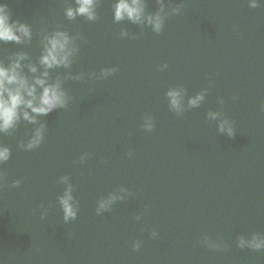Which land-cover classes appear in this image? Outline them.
I'll use <instances>...</instances> for the list:
<instances>
[{
	"label": "water",
	"instance_id": "obj_1",
	"mask_svg": "<svg viewBox=\"0 0 264 264\" xmlns=\"http://www.w3.org/2000/svg\"><path fill=\"white\" fill-rule=\"evenodd\" d=\"M3 2L33 33L27 43L0 41L6 65L18 52L39 65L43 37L55 30L75 37L79 51L71 67L49 70L70 100L38 118L42 145L19 147L39 124L0 134L12 149L0 184V264H264V250L238 247L241 234L264 236V4L164 0L156 32L147 21L117 22L116 0H98L95 21L67 18L76 0ZM145 3L146 14L160 11L158 0ZM173 88L183 90L179 117ZM209 113L233 119L236 136L220 134ZM69 184L79 213L66 222L59 197ZM113 193L123 199L97 215ZM205 234L224 247L209 249Z\"/></svg>",
	"mask_w": 264,
	"mask_h": 264
},
{
	"label": "clouds",
	"instance_id": "obj_2",
	"mask_svg": "<svg viewBox=\"0 0 264 264\" xmlns=\"http://www.w3.org/2000/svg\"><path fill=\"white\" fill-rule=\"evenodd\" d=\"M97 3L98 0H76V7H68L65 14L69 19H75L77 16H84L90 21L97 19ZM160 11L156 13L146 14L145 0H116L114 4V18L117 22L122 20H130L133 23L143 24L145 21L153 27V30L160 32L164 26V18L161 13L164 11V0H158ZM264 4V0H250L249 7L258 8ZM185 5L179 4L175 9L178 15L182 14ZM32 27L28 23H23L20 20H13L9 10V5L3 0H0V41L15 42L22 44L30 42L32 39ZM127 35V33H123ZM75 37H72L67 31L55 30L44 35L42 44L43 52L39 57V65L29 63L28 65L22 62L28 59L27 53L18 52L11 57V63L5 64L0 61V134H9L14 132L21 121H27L31 124H39L35 128L30 138L25 143L21 141L19 147L25 151H31L39 148L45 141V126L40 123L39 117L47 116L56 109L68 107L70 97L63 87V81L60 78L52 79L50 69L69 68L72 64V58L79 51L75 44ZM44 71H40V67ZM27 67L32 74L29 76L24 68ZM167 67V64L164 65ZM116 71L115 69H105L104 75H108ZM170 98V105L176 111L177 116L182 115L183 90L173 88L167 92ZM204 94L200 93L189 100L192 107H196L204 100ZM223 104V98L220 99ZM213 119L218 118V132L226 134L229 138L236 136L235 121L229 118L226 114L209 113ZM146 131L151 132L155 129L156 123L153 116H148L146 123L143 125ZM129 158L133 153H128ZM12 157V149L0 143V184L5 180V172L2 166ZM68 177L62 178L67 182ZM21 181L13 182V187H19ZM120 191H127L126 188H121ZM122 196L113 193L108 199H101L96 208L97 215H101L111 210L112 205ZM59 202L63 210L64 220L73 221L77 219L79 209L73 196V187L71 184L62 196L59 197ZM45 214L41 219H45ZM137 219H141L140 216ZM153 239L159 236L158 231L153 229L150 233ZM202 243L209 249L221 250L224 245L222 238L213 240L206 234L202 237ZM141 247V241L136 240L132 244V248L138 251ZM238 247L240 249L250 248L254 250H264V236L253 235L250 239L243 234L238 237Z\"/></svg>",
	"mask_w": 264,
	"mask_h": 264
}]
</instances>
